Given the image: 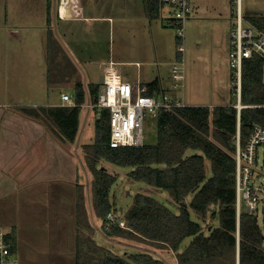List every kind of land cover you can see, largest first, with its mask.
<instances>
[{"label":"trees","instance_id":"trees-1","mask_svg":"<svg viewBox=\"0 0 264 264\" xmlns=\"http://www.w3.org/2000/svg\"><path fill=\"white\" fill-rule=\"evenodd\" d=\"M50 0H48V6ZM149 18L160 17L158 0H145ZM49 14V12H48ZM49 21V15L47 17ZM252 24H263L260 15H248ZM264 60L258 55L245 59L242 68L241 104L192 106L172 111L160 110L157 116V142L142 146L111 147L110 110L95 107V141L85 144L86 155L93 179V206L102 219V230L108 237L151 242L176 251L178 264H264V233L257 217L243 208L237 215L236 141L240 131L244 143L255 125L264 127ZM99 85L91 86V103L95 104ZM157 82L149 84L148 94L156 93ZM76 106L42 108V114L24 111L49 120L66 140L73 142L79 131L81 104L86 101L83 85H75ZM202 153L186 155L189 150ZM106 159L116 165L131 166V179L142 181L168 192L179 212L157 198L137 193L132 206L122 217L127 227L109 222L107 214L114 210L110 189L117 176L98 163ZM209 159L212 175L206 178L205 160ZM192 195L188 204L186 198ZM191 208L198 217H219V226L205 233L203 225L191 218ZM116 210V209H115ZM78 224L93 230L88 222L83 194L78 199ZM210 226V225H209ZM11 253L16 255L18 241L15 234L7 233ZM191 237L189 245L179 252L182 242ZM97 257L88 264H165L149 252L120 255L98 248Z\"/></svg>","mask_w":264,"mask_h":264},{"label":"crops","instance_id":"crops-1","mask_svg":"<svg viewBox=\"0 0 264 264\" xmlns=\"http://www.w3.org/2000/svg\"><path fill=\"white\" fill-rule=\"evenodd\" d=\"M127 2H130L129 6L119 9L118 14L124 16L128 13L129 19L140 21L135 26L137 25L139 37L142 38L140 41L139 38L132 40L127 34L128 40L123 39L124 46H119V38H123L121 36L125 32H118L115 24L107 26L104 23L111 20V16L87 14V9L91 12L105 7L100 0H50L49 6L46 0L44 10L46 15L49 12V21H46L48 34L50 36L51 31L53 40L57 42L54 58V49L50 51V43L47 44L48 53L51 54L48 71H52V59L57 65V68L54 67L57 78L49 81V84L53 87L68 85L69 88H48L40 97L32 96L33 91H25L30 95L27 96L15 89H0V223L8 222L10 228L5 233L13 232L17 237L18 249L14 256L22 264H34L31 262L33 251L20 240L21 232L16 226L20 211L13 210L14 206L6 209L1 205L11 195L15 202L19 199L21 208L22 200L30 203L28 206L31 209L27 217L30 221L46 216V223L52 224L51 235L60 243L64 244L65 239L69 238L68 233L70 237L73 235L75 249L72 253L78 259L73 264L91 263L94 261L92 257H97L100 253L98 248L102 246L96 243L95 228L91 223L92 217H98L93 206L94 176L87 164L83 146L93 143L84 139H88L92 124L95 127L97 116L95 108L86 106L92 101L91 86H101V77L105 75L108 65L115 67L134 89L149 87L150 83L157 82L156 92L173 93V89L165 87L162 77L163 66L171 65L173 60L165 55L163 44L157 41L145 0ZM193 17L195 16L192 15L189 19ZM86 19L90 20L88 25L79 24ZM92 19H97L95 22L98 23L92 24ZM145 22L149 23V31L146 30ZM94 26L97 35L90 34ZM148 33L152 34L153 40L148 38ZM107 37L109 40H105ZM227 60L229 63V57ZM54 73L49 72L48 80L54 77ZM78 82L83 85L86 101L81 107L79 131L73 142L64 139L49 120L24 111L34 110L43 115L44 108L66 106L62 104L61 95L65 92L74 93ZM216 88L219 89L218 94L222 86L217 85ZM182 95L186 99L185 94ZM30 101L32 102L28 103ZM199 105L202 104L192 106ZM214 106L218 105L211 104L209 107ZM90 188L92 203L88 206L86 190ZM80 194H83L88 222L93 230L78 224ZM44 236L43 233L42 237ZM27 237L30 235L27 234ZM81 256L85 258L79 261Z\"/></svg>","mask_w":264,"mask_h":264},{"label":"rangeland","instance_id":"rangeland-1","mask_svg":"<svg viewBox=\"0 0 264 264\" xmlns=\"http://www.w3.org/2000/svg\"><path fill=\"white\" fill-rule=\"evenodd\" d=\"M100 2L105 6L102 5L104 7L102 10L89 12V9H87V14L90 16H111L112 19H108L104 23L107 26L115 24L118 32H125V35L121 36L123 38H119V46L123 45V39L128 40L127 34L132 40L139 38L140 41L142 37H139L140 31L136 27L137 25L135 26L140 21L129 19L128 13L124 16L118 14L119 9L125 5L129 6L130 2H127V0H100ZM192 3L191 17L192 15L195 17L187 20L185 24L184 87L173 88L172 64L163 66L162 77L165 87H168L169 90L173 89L172 95L181 96L182 93L185 94L186 99L184 100L187 105H234L238 103V99L230 88V65L227 60L235 23L234 16H232L234 11L231 0H192ZM45 5L46 0H0V89H15V91L27 96L30 95L25 91H33L32 96L40 97L46 89L53 87L49 84V81L56 80L54 67L57 68V65L54 64L52 59V71H48L51 54L48 53L47 44L50 43V51L54 49V58L57 51L55 48L57 42L53 40L51 31V35L48 34L46 21L49 14L47 12L46 15ZM172 10V7L165 6L164 16L152 19V29L153 32H156L157 41H160L164 46L165 55L175 62L177 60L178 45L177 27L167 22V17H170ZM242 10L245 16L264 15V0H242ZM12 14L14 16H11ZM92 21H94L92 24L98 23L95 22L97 19H92ZM89 23V19L79 22L82 25H88ZM146 25V30L149 31V23L145 22ZM90 34H98L95 26ZM147 35L150 40H153L151 33ZM105 40H109V38L107 37ZM49 72L54 73V77L52 76L50 80H48ZM217 85L222 86L218 94ZM53 88L62 90L68 89L69 86L54 85ZM166 92L170 93V91ZM220 93L222 95H219ZM144 131L146 135L145 143L157 142L156 116L146 114ZM95 137V127L92 124L89 128V137L84 141L94 142ZM195 152L202 153L199 150L189 149L186 155ZM259 162L261 163V160ZM98 167L99 169H106L109 173L117 176L116 182L110 189V201L114 204L113 211L117 214L121 213V217H124L123 214L132 206L134 196L137 193L151 195L169 206L174 212H179L177 204L173 202L168 192L145 182L131 179L129 173L133 167L116 165L106 159L100 161ZM205 168L206 178H210L212 167L209 159L205 160ZM255 183L264 188V173L255 176ZM192 197V195H189L186 198V203L189 204ZM86 200L88 206L91 205L92 188L86 190ZM4 201L1 205L5 206L6 209H8V206H14L13 210L20 211L17 214L18 222L16 226L21 232L20 240L28 249L33 251L31 262L34 264H73L76 260L78 261L72 253L75 249V239L72 234L70 237L68 233L69 238L65 239L64 244L60 243L51 235L52 224L46 223V216L36 218L35 221H30L27 218L31 209V206H28L30 203L22 200L21 208L19 199L15 202L12 195ZM243 208L245 209L244 204ZM189 210L191 218L203 225L206 234L210 232V227L216 228L219 226L218 216H209L203 220L191 208ZM255 216L264 233V202L260 204L259 212ZM91 223L95 228V240L99 246L120 255L146 251L153 254L155 258L163 260L165 264H178L176 251L151 242L108 237L101 228L102 219L99 217H92ZM9 228L10 224L8 222L0 223V230L6 232ZM43 233L45 234L44 237H42ZM27 234L30 237H27ZM191 240V237H187L178 251L182 252ZM59 251L61 252L59 253ZM84 258L81 256L79 261L84 260ZM96 260L99 262L100 257H97Z\"/></svg>","mask_w":264,"mask_h":264},{"label":"built area","instance_id":"built-area-1","mask_svg":"<svg viewBox=\"0 0 264 264\" xmlns=\"http://www.w3.org/2000/svg\"><path fill=\"white\" fill-rule=\"evenodd\" d=\"M160 16H164V7L173 10L167 22L177 27V60L172 63L171 75L173 88L184 87L185 80V24L192 12V0H158ZM234 14V28L230 40L229 65L231 71L230 88L237 96L236 107L241 109L242 68L245 59L258 55L264 60V15L263 24L249 22L242 10V0H231ZM264 80V67H263ZM148 86L134 89L130 82L124 80L115 67L108 65L104 80L99 88L95 104L87 107L109 108L110 110V138L111 147L142 146L145 143L146 114L158 116L160 110L172 111L187 106L184 96L171 95L167 92L148 94ZM62 104L76 106L74 93H62ZM84 104H81V107ZM236 182H237V215L240 216L243 204L249 214L259 212L260 204L264 202V188L255 183V176L264 173V127L255 125L247 140L242 143L240 131L236 137ZM261 160V163L259 162ZM106 228L117 224L127 227L121 213L111 210L107 214ZM6 233L0 230V264H22L10 249L6 240Z\"/></svg>","mask_w":264,"mask_h":264},{"label":"water","instance_id":"water-1","mask_svg":"<svg viewBox=\"0 0 264 264\" xmlns=\"http://www.w3.org/2000/svg\"><path fill=\"white\" fill-rule=\"evenodd\" d=\"M104 76L101 77V82H103Z\"/></svg>","mask_w":264,"mask_h":264},{"label":"bare ground","instance_id":"bare-ground-1","mask_svg":"<svg viewBox=\"0 0 264 264\" xmlns=\"http://www.w3.org/2000/svg\"><path fill=\"white\" fill-rule=\"evenodd\" d=\"M63 11V10H62Z\"/></svg>","mask_w":264,"mask_h":264}]
</instances>
